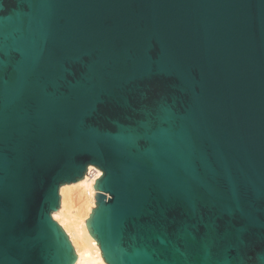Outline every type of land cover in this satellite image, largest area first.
Instances as JSON below:
<instances>
[{
  "label": "water",
  "instance_id": "obj_1",
  "mask_svg": "<svg viewBox=\"0 0 264 264\" xmlns=\"http://www.w3.org/2000/svg\"><path fill=\"white\" fill-rule=\"evenodd\" d=\"M90 166L106 264H260L264 0H0V264L76 263Z\"/></svg>",
  "mask_w": 264,
  "mask_h": 264
},
{
  "label": "bare ground",
  "instance_id": "obj_2",
  "mask_svg": "<svg viewBox=\"0 0 264 264\" xmlns=\"http://www.w3.org/2000/svg\"><path fill=\"white\" fill-rule=\"evenodd\" d=\"M92 169V166L88 168L89 171ZM94 170L91 178L85 176L77 183L60 188V208L56 214H52V218L62 227L74 247L77 255L75 264H106L97 243L86 229L90 210L95 207L93 195L96 191L92 190V185L101 175L100 170Z\"/></svg>",
  "mask_w": 264,
  "mask_h": 264
},
{
  "label": "built area",
  "instance_id": "obj_3",
  "mask_svg": "<svg viewBox=\"0 0 264 264\" xmlns=\"http://www.w3.org/2000/svg\"><path fill=\"white\" fill-rule=\"evenodd\" d=\"M89 168V167H88ZM95 168L93 167V169L91 170V171H89L88 169H87V172H86V174H85V176H88V177H92V175H93V173H94V170Z\"/></svg>",
  "mask_w": 264,
  "mask_h": 264
},
{
  "label": "snow or ice",
  "instance_id": "obj_4",
  "mask_svg": "<svg viewBox=\"0 0 264 264\" xmlns=\"http://www.w3.org/2000/svg\"><path fill=\"white\" fill-rule=\"evenodd\" d=\"M260 264H264V254L259 257Z\"/></svg>",
  "mask_w": 264,
  "mask_h": 264
},
{
  "label": "rangeland",
  "instance_id": "obj_5",
  "mask_svg": "<svg viewBox=\"0 0 264 264\" xmlns=\"http://www.w3.org/2000/svg\"><path fill=\"white\" fill-rule=\"evenodd\" d=\"M60 199H61V195H60ZM54 220V219H53ZM56 223H58L56 220H54Z\"/></svg>",
  "mask_w": 264,
  "mask_h": 264
}]
</instances>
